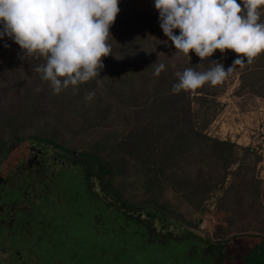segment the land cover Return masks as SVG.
Segmentation results:
<instances>
[{"label": "trees", "instance_id": "obj_1", "mask_svg": "<svg viewBox=\"0 0 264 264\" xmlns=\"http://www.w3.org/2000/svg\"><path fill=\"white\" fill-rule=\"evenodd\" d=\"M118 7L120 11L109 29L112 53L101 57L104 68L98 77L69 86L58 94L53 93L50 82L43 81L34 71L44 62L43 57L22 59L24 53L19 45L7 36L0 37V71L7 69L23 84L13 112L0 110V158L7 153L11 142L24 140H36L62 151L71 161L57 182L59 189L70 196L66 214L88 215L89 220L72 228V235L55 237L56 230L64 229L59 222L64 220H58L57 228L52 227L54 221L50 224L48 220L53 210L59 214L65 211L64 202L58 203V210L52 209L48 197L37 198L31 209L22 211L27 225L20 228L12 225L10 233L21 236L27 229L49 226L51 239L36 243L14 235L7 243L0 242V246L5 244L11 250V257L3 264H29L27 260L32 253L25 258L21 251L27 247L36 253L41 249L40 244L45 243L42 246L47 255L42 259L41 254L32 264H125L129 259L124 261L118 254L131 243L140 249L152 247L159 254L164 252L169 264H264V181L247 162L253 147H243L239 156L236 143L205 133L204 126L209 120L200 124L198 118L207 110L203 107L208 103L210 83L179 94L171 92L172 85L178 81L175 70L182 72L192 67L204 71L213 66L211 61L223 64L227 70L242 54L230 49L221 53L217 49L204 60L191 54L176 69L161 72L159 81L148 88L150 77H137V68L149 55L161 61L177 50L163 35L155 7L151 13L141 12L129 0H118ZM263 7L259 9L261 21H264ZM121 24L124 26L120 30ZM173 31L179 35V29ZM160 46L164 54L155 52ZM190 53L194 52L190 50ZM235 73H238L239 92L248 89L264 93V52L243 68L234 66L230 75ZM220 85L224 82L211 87ZM90 92L96 93L98 99L86 100ZM191 94H195L196 108L191 105ZM209 100L211 106L215 100L212 97ZM119 120L126 126L118 132L92 138L80 147L66 145L68 133L92 132ZM234 163L232 179L224 194L217 198L219 210L226 212L225 221L234 222V227L227 236L212 238L198 228V219L191 213L206 209L205 201L213 191L223 187ZM95 184L100 185L102 194L94 190ZM65 186L70 188L67 192ZM12 188L18 189L15 198L25 190L20 181L11 187L4 186L0 195L8 202ZM49 188L52 183L45 189ZM105 192L112 199H105ZM15 198L13 195L12 199ZM81 199L85 206L82 214L76 203ZM165 217L170 221H164ZM246 219V227L238 225ZM18 228L20 231L16 232ZM84 229L89 237L99 243L104 241L105 248L110 246L109 255L104 248V258L89 251L80 257L83 246L79 243V232Z\"/></svg>", "mask_w": 264, "mask_h": 264}, {"label": "clouds", "instance_id": "obj_2", "mask_svg": "<svg viewBox=\"0 0 264 264\" xmlns=\"http://www.w3.org/2000/svg\"><path fill=\"white\" fill-rule=\"evenodd\" d=\"M241 3L243 7L241 6ZM154 0L159 26L175 49L201 60L230 49L238 55L227 70L212 67L178 71L171 92L196 90L206 82L222 83L234 66L243 68L264 52V21L259 9L264 0ZM120 11L118 0H0V37L11 38L23 50L22 59L38 55L44 62L34 71L50 82L53 93L98 77L101 57L112 53L110 26ZM179 29V35L174 34ZM7 47V45H5ZM246 57V62L244 60ZM165 64L159 63V76ZM39 91V89H37ZM95 94L88 93L86 100Z\"/></svg>", "mask_w": 264, "mask_h": 264}, {"label": "rangeland", "instance_id": "obj_3", "mask_svg": "<svg viewBox=\"0 0 264 264\" xmlns=\"http://www.w3.org/2000/svg\"><path fill=\"white\" fill-rule=\"evenodd\" d=\"M130 1H134V8L139 9V11L141 12L151 13V10L154 9V0H129V2ZM156 12H158V10ZM262 12L264 13V7L262 9ZM122 26H124V24H121V26L119 27L120 30L122 29ZM164 51V48H162L161 46L155 50L156 53L162 54H164ZM191 54L195 53L189 52L187 56L179 52L178 50H174L173 54L168 55L170 57L163 58V60L161 61L151 59L149 55L146 57V61L142 63L139 68H137V77L146 79L150 77L148 79V84L150 85L148 86V88H151L154 86V83L156 81H159L160 78V75L155 76L154 73H152L153 68H155L159 63H164L165 68L162 73H164L165 69L167 68L176 69V65L180 64L184 57L187 56L188 58ZM187 61L188 60L186 59L183 62L186 63ZM176 72L177 71L175 70V73ZM0 74V110L3 111V113L6 112L10 114L13 112V107L17 104L16 99L17 97H19V91H23V84L20 83V79H18V76L16 77L12 75L7 69L0 71ZM223 82V87L220 85L222 88H220V86L215 88L211 87V85H207V88L211 89V92L207 93L208 99L206 100H208V103L204 104L203 107L204 109L207 108V110L204 112V115H201L198 118V121L200 124H203L208 119L209 121L204 126L205 133L213 137H217L223 140H230L236 143L238 145L236 153L239 156L240 153H242L243 147L252 146L254 150L250 153L247 162L250 163V165L254 166L255 174L264 181V127H262V122L260 121V119L262 118L261 114H264V93L260 92L261 94H259L256 93L257 91L250 92V90L248 89H243L239 92L238 90H240V87L238 73L226 77L225 81ZM94 94L95 95L93 96V99H98L96 93ZM194 96L195 94H191V97H193L191 105L193 108H196L197 100L194 98ZM211 97L215 101L210 106L209 99ZM125 126V122L119 120L108 127H100L99 130H94L92 132L90 131L85 133L83 131H80L76 132V134H74L73 132L68 133L66 145L68 147L70 145L80 147L92 138L94 139L99 138L100 136H109L110 134L124 129ZM10 144H13V142H11ZM21 146L23 145H16V148L10 154L8 153L7 156L5 155L6 157L3 156L0 158V175L10 176V178L14 177V174L12 173L14 167L12 168L11 166L16 163L18 157H21L23 153L26 152V147L22 148ZM73 158L76 159L77 156H73L72 159ZM235 166L236 163L232 164L229 167L227 176L223 182V187L221 189H216L215 191H213L207 198V200L205 201L206 209L201 213L197 211L191 213V216H193L195 219H198V228L202 230V232L208 233L212 238L225 237L232 232L231 230L234 227V222H231V224H229V222L225 221L226 212L224 210H219L217 206V198L224 194V188L230 183L232 179V169H234ZM67 167H69V165ZM45 171L47 172L46 174H44ZM61 171V169L58 171L57 169H53L51 171V174H48L49 171L44 170V172L37 173L35 176L37 182L45 181L49 184L52 183V188L49 192V199L52 200V209L56 208L58 210H60V206L58 205V203H66L70 198L69 194L61 191V189H59L60 185L57 184V182L61 180V176H63L64 173V171L60 173ZM33 181L34 180H32L33 191L35 193L42 192V187L34 185ZM68 189L70 188L65 186V192H67ZM94 190L99 194H102L101 192H103L99 184H95ZM17 191V188H12L9 190V200L13 198V195L15 198ZM30 195L33 197L32 193ZM109 195V193L105 192V199L111 198V196ZM33 199L35 198L33 197ZM76 203L79 213L82 214L85 209L83 200H77ZM53 212L54 214L51 215L52 221L58 223V220L61 219L66 222L65 226H68V228L63 232L56 230L57 235L54 234L55 237L70 236L69 234L72 235L73 233L72 228L80 224L89 223L87 217L88 215L84 216L82 214V216L74 217L73 214L69 215V212L66 214V211H64L62 212L61 216L59 213H55L56 210H53ZM247 220L248 219H246L244 222L238 223V225H241L243 227L245 226L244 224L248 225V222H246ZM164 221L170 220L165 217ZM79 233V243L83 246L80 249V257H85L86 252L88 251L90 253L95 252V255L99 256L100 258H104L106 256L102 254L105 248L104 241H101L99 243L98 241L94 240V238L89 237L85 229ZM108 247L110 246H106L105 250L109 255L111 249ZM24 249L21 251L23 253H21V256L28 258L29 254L25 255ZM40 250L36 251V253H33L28 249V251L32 253L31 258H28L27 260L29 264H32L35 259L41 256V254V258H45V256L47 255L45 248L41 247ZM8 253L9 252H4L3 254L0 253V264L5 263V258H7L6 256H8ZM118 255H120L124 261L129 259V262L125 264H169V259L167 256H165L164 252H161L159 254L158 252L154 251V248L152 247L149 249L147 247L140 249L138 245L132 243L126 248V250H123Z\"/></svg>", "mask_w": 264, "mask_h": 264}, {"label": "flooded vegetation", "instance_id": "obj_4", "mask_svg": "<svg viewBox=\"0 0 264 264\" xmlns=\"http://www.w3.org/2000/svg\"><path fill=\"white\" fill-rule=\"evenodd\" d=\"M23 145L22 148L26 147V152L23 153L21 157H18L15 164H13L11 167L13 168L12 173L14 174V177L10 178V176H3L0 175V190H3L4 186L11 187L15 185L17 181H20L22 185L24 186L25 190L22 191L21 195H19L17 198L10 200V202L4 200L3 195H0V242H9L14 235L18 236V238L24 237V239L27 238L28 241L40 243L44 240L48 241L51 239L52 235L48 232L51 227H46L44 229L42 228H35V230L27 229L26 232H22L19 236L17 233H10V228L13 226H20L24 227L27 225V220H23L22 217V211H27L31 209V206L36 203L37 198L42 197H48L49 198V192L51 188L45 189L46 186L50 185L48 182H37L35 179V176L37 173L44 172V170H48L51 174V171L53 169L62 170L60 173L65 171L64 169L67 168V166H71V161L68 159V157H65L64 153L62 151L57 150L51 145H46L42 142L36 141V140H24V141H16L13 142V144L9 145V148L7 150L6 156L8 153L10 154L15 148L16 145ZM56 149V150H55ZM4 155V157H6ZM47 172L45 171L44 174ZM32 180H34V185L42 187V192L35 193L33 191L32 187ZM32 193L33 197L30 195ZM43 194V195H42ZM9 203H12V206H9ZM19 204V205H18ZM62 207L67 212L69 209L70 202L62 203ZM71 206V205H70ZM60 208V207H59ZM57 211V210H56ZM62 215V213L60 214ZM51 224L52 220H48ZM63 225L65 229V221H59ZM54 223L52 227L58 225L60 226V223ZM19 223V224H17ZM8 227V229L3 227ZM16 232H19L20 229ZM53 228V229H56ZM62 230L65 231V230ZM7 231L6 235H4V231ZM51 236V237H50ZM29 237V238H28ZM48 237L50 238L48 240ZM45 241V242H46ZM46 244V243H45ZM45 244H42L43 246ZM41 244L40 246L43 247ZM37 247V248H40ZM9 252L7 258L11 257V250L7 249L5 247V244L3 246H0V253ZM15 254H19L18 250L14 251ZM24 254H30L28 251V248L24 249ZM1 256V255H0ZM6 259V258H5Z\"/></svg>", "mask_w": 264, "mask_h": 264}, {"label": "built area", "instance_id": "obj_5", "mask_svg": "<svg viewBox=\"0 0 264 264\" xmlns=\"http://www.w3.org/2000/svg\"><path fill=\"white\" fill-rule=\"evenodd\" d=\"M261 116H262V118L260 119V121L262 122V127H264V124H263L264 123V114L263 115L261 114ZM257 129H258V127H257Z\"/></svg>", "mask_w": 264, "mask_h": 264}]
</instances>
